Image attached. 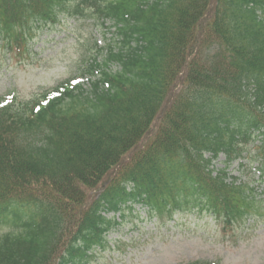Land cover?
<instances>
[{"label": "trees", "instance_id": "1", "mask_svg": "<svg viewBox=\"0 0 264 264\" xmlns=\"http://www.w3.org/2000/svg\"><path fill=\"white\" fill-rule=\"evenodd\" d=\"M68 18L110 20L117 41L86 87L0 95V264L82 262L124 200L158 224L254 215L226 168L264 166V0H0V51Z\"/></svg>", "mask_w": 264, "mask_h": 264}, {"label": "rangeland", "instance_id": "2", "mask_svg": "<svg viewBox=\"0 0 264 264\" xmlns=\"http://www.w3.org/2000/svg\"><path fill=\"white\" fill-rule=\"evenodd\" d=\"M110 24L105 21L101 26L89 18L67 19L39 27L25 56L8 58L0 51V95L14 88L19 97L27 99L67 77L80 78L93 57L102 61L105 53L97 48L115 41L114 28L106 27ZM230 169L238 174L234 165ZM260 191L256 194L262 199ZM259 210L261 215L253 221L223 231L211 217L178 215L166 229L156 227L142 209L132 214L125 210L121 223L107 234L115 242L113 247L97 251L85 264H264L262 201Z\"/></svg>", "mask_w": 264, "mask_h": 264}]
</instances>
